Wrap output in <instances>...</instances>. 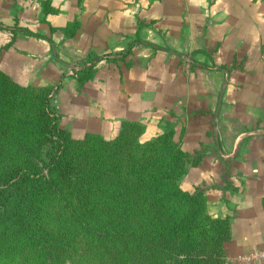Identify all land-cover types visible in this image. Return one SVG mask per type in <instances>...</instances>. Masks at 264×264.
<instances>
[{"label":"crops","instance_id":"obj_1","mask_svg":"<svg viewBox=\"0 0 264 264\" xmlns=\"http://www.w3.org/2000/svg\"><path fill=\"white\" fill-rule=\"evenodd\" d=\"M27 22L44 27L36 33ZM8 31L16 39L12 45L20 37L33 42L26 43L29 47L47 43L44 52L49 54L51 50L55 61L70 70L76 67L71 59L59 57L62 52L74 56V61L87 55L97 57L81 60L91 64L82 69L85 76L64 71L63 82H90L93 62L105 53L116 54L119 77L125 81L122 92H118L119 109L124 108L122 103L132 114L123 110L119 119L138 121L144 126L141 134H148L153 127L157 55L162 56L165 65L175 56L182 63L185 56V61L212 72L213 84H208L212 95L195 102L201 114L197 118L201 116L207 123L212 117L219 121L222 132L201 140L206 155L202 150L190 166L216 165L213 175L204 171L197 184L206 182L199 188L206 195L210 214L229 221L231 239L226 245L230 248L228 254L234 257L233 264H247L239 261L241 255L264 252V0H0V35L5 36V44L13 38ZM193 39L202 42L195 44ZM172 40H176L177 47L170 43ZM183 48L191 53L183 54ZM192 53L196 60L188 57ZM221 73L225 77L215 95L214 82H221ZM172 84L173 80L166 86L170 93ZM64 85L75 88L74 82ZM179 86L177 83V89ZM172 120L179 122L175 117ZM175 124L160 127L145 139L140 135L141 141L175 130ZM241 133L243 139L238 141ZM211 141L215 143L213 153ZM250 264H264V255Z\"/></svg>","mask_w":264,"mask_h":264},{"label":"trees","instance_id":"obj_2","mask_svg":"<svg viewBox=\"0 0 264 264\" xmlns=\"http://www.w3.org/2000/svg\"><path fill=\"white\" fill-rule=\"evenodd\" d=\"M0 113V253L8 260L0 264L25 251L30 264H160L172 244L200 242L209 253L230 237L201 188L174 182L195 162L166 150L174 130L141 141V126L124 122L114 139L75 137L60 125L51 87L16 83L1 69ZM17 125L26 141L52 143L47 172L12 133Z\"/></svg>","mask_w":264,"mask_h":264},{"label":"rangeland","instance_id":"obj_3","mask_svg":"<svg viewBox=\"0 0 264 264\" xmlns=\"http://www.w3.org/2000/svg\"><path fill=\"white\" fill-rule=\"evenodd\" d=\"M26 24L31 25L30 29L36 33H40V26H43V24L40 23L27 22ZM192 25L197 29L196 24ZM16 26L23 27V25L17 24ZM8 32L10 33V38L13 37L14 34L11 33V31ZM5 39L4 35H0V69L6 75L10 76V78L16 83L24 84L25 86H30L35 89L51 87V93H53L51 102L55 103L54 105L52 103V105L56 108V104H58L59 108L57 107L56 110L58 109L62 111V113H60V111L57 110L62 119L60 125L67 128L73 136L82 138L86 134H96L104 139H114L120 135L123 130L124 122L139 124L144 131V126L138 121H131L132 118L127 120L119 119L123 110H125L124 113H128L127 111L130 108L121 103V107L124 108L121 110L119 109L120 103L118 92H122V86L125 81L123 76H121V78L119 77L118 63L116 60L117 55L113 54V52L105 53L101 60L93 62L92 72L94 76L90 82L80 85V83H77L75 80H67L63 82L64 71L73 72V75L76 73L78 76L81 74L85 76V73H82L84 71L82 69L87 68V66H90L91 64H88V62H81V60L89 59V56L91 59H96L97 57L94 55H87L80 60L74 61V56H67L62 52L59 54V57L66 61L71 59L70 62H73L76 67L74 70H70L67 66L58 64L55 61L51 50L49 51V54L44 52L47 43H45V46L42 45V47L40 45L38 46V44L37 46L29 47L26 43L29 44L30 41L32 45L33 42L31 40L28 41L20 37L19 40L12 45V43L16 41L15 36L7 44H5ZM152 40L155 41V39ZM193 40L196 42L195 44H200V42H202L200 39ZM211 41L208 42V44H211ZM170 43L177 47L176 40H172ZM206 45L207 43L204 44V46ZM191 47L192 45L190 42L188 49L191 50ZM187 50L183 48V54L191 53L190 50L189 52ZM192 54L188 57L196 60L194 56L195 53ZM161 57V55H157L158 62L155 67L156 73L154 72L156 75L157 87L154 90L156 92V104L154 107V119L152 121L153 127L149 129L148 134L140 133V135H144L142 138L152 136L160 129V127L167 128L173 126L175 123H173L172 118H178V124L174 125L176 133L174 130L173 140L170 145L167 146L166 150L171 151L169 152L171 154L191 153L195 160L198 157V153L202 154L204 151L203 147L205 143L201 140L204 139L207 141L211 138V133L214 134L217 132L220 134V132H222L221 127L218 124L219 121L216 122L212 117L210 118L211 121L208 120L207 123L203 120V117L200 116L199 119L197 118V116L201 114L197 112L198 104L195 102L197 100L200 101L202 96L204 98H209L208 96L212 95V91H208V84L209 86H212L213 84L212 72L208 71L206 67H196L194 64H191V61H185V56H182V63L180 62L179 57L175 56L169 63H167L169 66L161 63ZM204 63L205 65H210V62ZM123 68V65H121V75H123ZM224 77L225 76L221 73V82H219V84L217 83V80H215V95L219 90V86L221 89ZM153 78L155 79V77ZM172 80L173 88L172 93H170L166 86H169ZM186 80L188 83H185ZM66 82L69 84L74 82L75 88L72 90L69 89V86L64 85ZM177 83L182 85L181 87L179 86V89H177ZM226 90L228 92L227 88ZM175 95L177 98L174 101ZM211 107L215 112L216 106L214 100ZM227 108L228 107L226 106L225 110H227ZM214 112H212V114ZM129 114L132 115L131 110H129ZM2 122L3 120L0 121V123ZM233 127L235 129H240L236 125H233ZM13 130L12 133L17 135L18 139L22 141L24 146L30 151L27 156L31 157L33 160L32 163L37 164L40 168L46 166L54 152L52 143L46 141H34L33 139L26 141V137L21 133L19 125L14 127ZM139 139L142 140L140 136ZM242 139L243 133L239 135L238 141ZM8 144L13 147L15 146L9 142ZM214 144L213 141L209 144L212 153L215 151ZM205 153L206 152L204 151L203 156L206 155ZM13 156L18 155L14 152ZM200 157H202V155ZM31 159L25 160L30 161ZM207 159L212 160V157H207ZM23 160L24 159H22L21 162ZM191 163L193 162L188 163L183 174L176 176L174 182L182 189L185 188L186 190V188H189L193 189L191 192H194L199 186H201V183L203 185L206 184L205 181L197 184L201 179V174H204V171H210V175L212 176L216 165H209L208 168L205 165H199L198 167H196V165L190 166L192 165ZM44 170L47 172V168L44 167ZM207 184H211V181H208ZM15 190V188H12L11 192L14 194L16 192ZM206 209L210 214L207 205ZM229 239H231V232L230 237L223 241L220 248H212L211 246V252L209 253H205V251L208 252V250L203 248V245L200 242H198L196 248H189L187 250L184 249V247L178 248L175 244H172L171 248L168 249L169 253L163 255L159 260L160 264H233L234 257H230L228 254L230 248L226 245ZM5 258H7V256L0 253V263L8 261ZM32 258L33 252L25 251L19 257L15 258V260L12 261V264H30ZM71 261V259H68L66 264H70Z\"/></svg>","mask_w":264,"mask_h":264},{"label":"built area","instance_id":"obj_4","mask_svg":"<svg viewBox=\"0 0 264 264\" xmlns=\"http://www.w3.org/2000/svg\"><path fill=\"white\" fill-rule=\"evenodd\" d=\"M263 255H264V252L256 251L251 254L240 256L239 261H241L242 263L250 264L254 262L255 260L259 259V256H263Z\"/></svg>","mask_w":264,"mask_h":264},{"label":"water","instance_id":"obj_5","mask_svg":"<svg viewBox=\"0 0 264 264\" xmlns=\"http://www.w3.org/2000/svg\"><path fill=\"white\" fill-rule=\"evenodd\" d=\"M223 93V92H222Z\"/></svg>","mask_w":264,"mask_h":264}]
</instances>
